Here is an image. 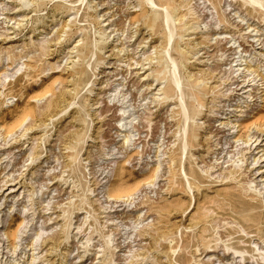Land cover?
<instances>
[{
    "label": "rangeland",
    "instance_id": "1",
    "mask_svg": "<svg viewBox=\"0 0 264 264\" xmlns=\"http://www.w3.org/2000/svg\"><path fill=\"white\" fill-rule=\"evenodd\" d=\"M0 264H264V0H0Z\"/></svg>",
    "mask_w": 264,
    "mask_h": 264
},
{
    "label": "bare ground",
    "instance_id": "2",
    "mask_svg": "<svg viewBox=\"0 0 264 264\" xmlns=\"http://www.w3.org/2000/svg\"><path fill=\"white\" fill-rule=\"evenodd\" d=\"M250 2H252V3H259V0H250ZM168 21H169V20L166 19V22H168ZM170 33H171V32H169V35H170ZM174 78H175V77H174ZM175 82L178 84V82H177L176 79H175L174 83H175ZM176 83H175V84H176ZM232 253H236V252L233 251ZM241 258H242V257H241ZM32 261H34V260H32Z\"/></svg>",
    "mask_w": 264,
    "mask_h": 264
}]
</instances>
